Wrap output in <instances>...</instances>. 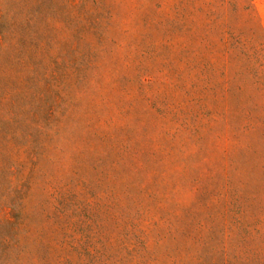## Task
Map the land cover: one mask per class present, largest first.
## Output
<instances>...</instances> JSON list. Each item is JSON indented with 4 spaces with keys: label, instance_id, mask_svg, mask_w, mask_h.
I'll use <instances>...</instances> for the list:
<instances>
[{
    "label": "rangeland",
    "instance_id": "obj_1",
    "mask_svg": "<svg viewBox=\"0 0 264 264\" xmlns=\"http://www.w3.org/2000/svg\"><path fill=\"white\" fill-rule=\"evenodd\" d=\"M7 3L0 264H264V0Z\"/></svg>",
    "mask_w": 264,
    "mask_h": 264
},
{
    "label": "trees",
    "instance_id": "obj_2",
    "mask_svg": "<svg viewBox=\"0 0 264 264\" xmlns=\"http://www.w3.org/2000/svg\"><path fill=\"white\" fill-rule=\"evenodd\" d=\"M7 6V0H0L1 41L4 42L6 37L14 39V48L16 47L14 51L18 53H22V51L25 49L36 51L39 48L38 42L40 40L39 37H37V33L32 30L31 24L35 19H37V16L40 14V10L34 9L26 14H23V8H19V6H16V3H13L9 7ZM17 15H22V17H20V22H16L15 20V17ZM3 198L4 200L9 201V204L14 206L15 203H19L22 200V193L20 190L13 192V194L5 193L3 195ZM9 223L10 222L7 221V224ZM9 241L11 240L9 239ZM252 243L253 242L249 241L246 244L247 250L245 256L243 257L242 264H257V261L259 259V252L256 251V248ZM223 264H226L225 257L223 259Z\"/></svg>",
    "mask_w": 264,
    "mask_h": 264
}]
</instances>
